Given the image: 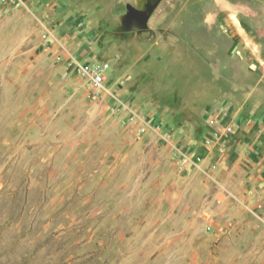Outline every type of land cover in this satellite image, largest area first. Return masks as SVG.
Wrapping results in <instances>:
<instances>
[{"label":"rangeland","instance_id":"374dc122","mask_svg":"<svg viewBox=\"0 0 264 264\" xmlns=\"http://www.w3.org/2000/svg\"><path fill=\"white\" fill-rule=\"evenodd\" d=\"M0 264H264V0H0Z\"/></svg>","mask_w":264,"mask_h":264},{"label":"built area","instance_id":"2783aa9c","mask_svg":"<svg viewBox=\"0 0 264 264\" xmlns=\"http://www.w3.org/2000/svg\"><path fill=\"white\" fill-rule=\"evenodd\" d=\"M79 71L89 75L92 87H94V88H96L98 90L103 89L104 77H103L100 69L93 68L90 71H87V70H84V69L82 70V67H81V68H79Z\"/></svg>","mask_w":264,"mask_h":264},{"label":"crops","instance_id":"0c3cea01","mask_svg":"<svg viewBox=\"0 0 264 264\" xmlns=\"http://www.w3.org/2000/svg\"><path fill=\"white\" fill-rule=\"evenodd\" d=\"M240 119H243V120H245V118H244V116H243V115H241ZM248 125H249V124H248ZM249 126H250V125H249Z\"/></svg>","mask_w":264,"mask_h":264},{"label":"flooded vegetation","instance_id":"af4514ba","mask_svg":"<svg viewBox=\"0 0 264 264\" xmlns=\"http://www.w3.org/2000/svg\"><path fill=\"white\" fill-rule=\"evenodd\" d=\"M136 3H139V0H136Z\"/></svg>","mask_w":264,"mask_h":264},{"label":"bare ground","instance_id":"6f19581e","mask_svg":"<svg viewBox=\"0 0 264 264\" xmlns=\"http://www.w3.org/2000/svg\"><path fill=\"white\" fill-rule=\"evenodd\" d=\"M209 19H211V16L209 17Z\"/></svg>","mask_w":264,"mask_h":264}]
</instances>
